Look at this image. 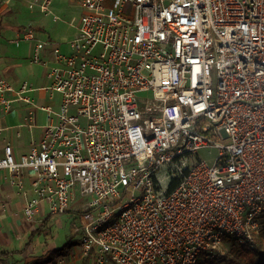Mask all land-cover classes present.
I'll list each match as a JSON object with an SVG mask.
<instances>
[{
  "label": "built area",
  "instance_id": "2783aa9c",
  "mask_svg": "<svg viewBox=\"0 0 264 264\" xmlns=\"http://www.w3.org/2000/svg\"><path fill=\"white\" fill-rule=\"evenodd\" d=\"M79 1L71 51L53 47L48 70L58 108L42 106L43 134L28 152L6 143L0 157L20 190L35 172L26 216L42 201L75 213L81 264H197L223 254L227 238L257 247L264 0ZM23 32L36 41L31 26ZM41 49L36 41L33 61L44 62ZM31 89L0 79V101L35 105ZM207 147L218 148L212 163L198 153Z\"/></svg>",
  "mask_w": 264,
  "mask_h": 264
},
{
  "label": "crops",
  "instance_id": "0c3cea01",
  "mask_svg": "<svg viewBox=\"0 0 264 264\" xmlns=\"http://www.w3.org/2000/svg\"><path fill=\"white\" fill-rule=\"evenodd\" d=\"M19 1L21 4H27V0H0V79L7 78L16 86L24 81L31 83L29 94L35 101L32 106L36 110L45 111L43 105L56 104V101H53V91L45 88L50 84L48 70L53 64L55 46L49 44V41L34 29L36 41L42 44L41 55L44 62L33 61V46L36 41L24 37L23 30L28 26L21 19L23 11L20 5L15 3ZM28 1L32 3L31 0ZM12 98L9 109L0 101V157L6 143L13 145L17 156L28 152L32 144L40 140L43 125L46 123V111L44 120L38 121L36 115L34 116L36 110H33L30 104L17 96ZM59 100L61 101V96ZM29 108H32V117ZM33 176L35 172L27 170L25 187L20 190L11 184L9 170L0 172V195L3 199L0 203V252H11L7 255L0 254V264H24L36 256L37 250H42V257L52 251L46 248L36 249L34 242L35 235L39 233H36V229L43 225L42 230L47 231V224L51 221L53 213L49 211L48 203L42 201L32 219L24 212L26 200L35 195L32 187ZM68 212L76 217L75 213Z\"/></svg>",
  "mask_w": 264,
  "mask_h": 264
},
{
  "label": "rangeland",
  "instance_id": "374dc122",
  "mask_svg": "<svg viewBox=\"0 0 264 264\" xmlns=\"http://www.w3.org/2000/svg\"><path fill=\"white\" fill-rule=\"evenodd\" d=\"M26 2L27 4L25 3V5L21 4L20 1L15 2L20 5V8L23 11L21 14L23 23L40 32V34L43 35L52 46H59L62 51L70 52L71 49L69 43L78 31L79 18L84 12V7L80 1L53 0L48 9L43 8L37 3H29L28 0ZM152 94L153 93L150 90L138 92L140 98H150ZM52 96L53 101H56L53 108L57 109L60 104V95L58 92H53ZM29 106L32 107L33 110H36L34 109V106ZM35 115L38 121L42 122L44 120L45 111L37 109L36 112L34 111V116ZM198 153L202 158H205L212 163L218 153V148H202ZM130 167L132 166L128 164L126 165L127 169ZM135 193L139 195L141 192L136 190ZM88 198L89 196L83 197V199ZM51 216V221L49 220L47 224V231H41L35 235V248H46L49 250L54 248H65V252H67L66 254L68 255L60 256L56 264H81L82 260L78 259V242L80 233L75 231V227L80 222L79 218L73 217L70 212L61 214V217H59L58 214H51ZM256 242L258 249L264 248V217L262 218L261 232L256 237ZM236 243V240H225L223 245L224 252L218 256L219 264H224L225 257L235 258L238 264H248L247 260H240V257L233 249V246L236 245ZM41 252L42 250H37L35 253L36 256L24 264L38 260L42 257Z\"/></svg>",
  "mask_w": 264,
  "mask_h": 264
},
{
  "label": "trees",
  "instance_id": "16d2710c",
  "mask_svg": "<svg viewBox=\"0 0 264 264\" xmlns=\"http://www.w3.org/2000/svg\"><path fill=\"white\" fill-rule=\"evenodd\" d=\"M264 217V213L262 218ZM43 225L36 229V233L43 231ZM230 240V238H227ZM72 245V244H71ZM233 249L236 251L240 260H247L248 264H264V248L258 249V247L251 248L244 244H238L233 246ZM11 252H4L0 254H10ZM65 252V248H54L51 252L45 257H40L38 260H35L28 264H56L57 260L62 255H68ZM197 264H219V259L217 257H210L207 252H204ZM224 264H238L235 258L225 257Z\"/></svg>",
  "mask_w": 264,
  "mask_h": 264
},
{
  "label": "bare ground",
  "instance_id": "6f19581e",
  "mask_svg": "<svg viewBox=\"0 0 264 264\" xmlns=\"http://www.w3.org/2000/svg\"><path fill=\"white\" fill-rule=\"evenodd\" d=\"M60 215V214H59Z\"/></svg>",
  "mask_w": 264,
  "mask_h": 264
}]
</instances>
